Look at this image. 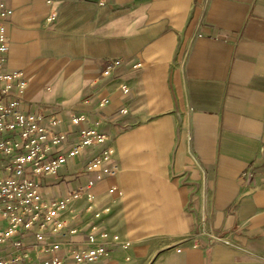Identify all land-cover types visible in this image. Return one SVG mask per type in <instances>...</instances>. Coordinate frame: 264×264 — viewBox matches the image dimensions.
Here are the masks:
<instances>
[{
	"label": "crops",
	"instance_id": "0c3cea01",
	"mask_svg": "<svg viewBox=\"0 0 264 264\" xmlns=\"http://www.w3.org/2000/svg\"><path fill=\"white\" fill-rule=\"evenodd\" d=\"M7 5L6 65L28 82L21 107L56 114L72 139L109 136L42 177L48 200L93 180L64 215L69 240L125 246L87 264H264V0ZM108 145L119 171L83 174Z\"/></svg>",
	"mask_w": 264,
	"mask_h": 264
},
{
	"label": "built area",
	"instance_id": "2783aa9c",
	"mask_svg": "<svg viewBox=\"0 0 264 264\" xmlns=\"http://www.w3.org/2000/svg\"><path fill=\"white\" fill-rule=\"evenodd\" d=\"M11 13L7 0H0V264L101 261L109 255V245L124 243L117 235L109 239L106 234L89 235L80 243H72L69 237L76 231L68 228L64 216L74 212L72 201L87 191L93 180L48 200L43 197L42 177L58 178L69 158L84 153L89 146L107 143L109 136L95 128H82L72 139V132L65 129L64 121L56 114L27 112L21 107L20 98L28 82L22 71L10 70L6 65ZM120 63L115 60L112 65ZM109 69L110 66L104 73L108 74ZM122 89L128 91L125 86ZM104 104L102 101L100 105ZM84 119L83 115H72L70 122L79 125ZM118 171L115 150L108 145L86 162L83 174L95 172L100 179ZM247 174L251 173L244 172L242 176ZM88 200L92 201L90 194ZM65 246L68 249L64 256L60 252ZM128 262L127 257L122 264Z\"/></svg>",
	"mask_w": 264,
	"mask_h": 264
}]
</instances>
